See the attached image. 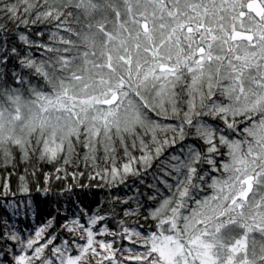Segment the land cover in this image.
<instances>
[{"label":"snow or ice","instance_id":"6c2138e0","mask_svg":"<svg viewBox=\"0 0 264 264\" xmlns=\"http://www.w3.org/2000/svg\"><path fill=\"white\" fill-rule=\"evenodd\" d=\"M81 158L163 167L92 208ZM0 169L49 209L25 236L5 205L0 264H264V0H0Z\"/></svg>","mask_w":264,"mask_h":264},{"label":"trees","instance_id":"16d2710c","mask_svg":"<svg viewBox=\"0 0 264 264\" xmlns=\"http://www.w3.org/2000/svg\"><path fill=\"white\" fill-rule=\"evenodd\" d=\"M139 155V153H135ZM161 160L164 158L161 157ZM79 167L72 168L70 171L82 172L84 173L83 176H78V180L82 182L85 187L75 189V192L79 194L80 198L83 200V203L87 207L95 208L98 202L104 201L107 199H114L115 195H119L121 198H128V197H135L138 195V190L142 192L151 191L147 186L149 184L155 183L154 176L157 174L158 167H163L160 163V160H154L152 162V166L145 170L141 166H137L141 175L140 176H128L125 185H120L116 188H109L98 186L101 182L97 178V180L90 181L88 179L89 172H92L91 167H85L83 160L81 158L78 161ZM50 170V169H49ZM19 174H23L22 168L19 170ZM94 174V173H93ZM7 174L0 169V215H2L5 211V205H11L15 202H20V214L15 218L18 222L17 226L22 230L23 235H27V231L25 229V225L30 226V228H34L38 224L42 222L45 218L48 209V206L43 203L45 197L42 193H37L35 191V187H32L31 192V210L25 209V202L29 199L28 194L21 193L17 190L18 185V178L17 175H12L10 178L7 179V182L10 183V189L8 193L3 191V183L5 182ZM70 179V178H69ZM143 181V182H142ZM59 182H56V190L59 191L58 187ZM142 198V197H141ZM75 199V197L73 198ZM132 208L136 207V204L131 202ZM106 216H109V219L105 222H101L99 227H107L109 230L120 231L119 225L117 224V220L121 219V217L111 218L110 213H105ZM8 216L11 219L12 213L8 212ZM125 220L126 226H135L132 225V221L135 220V217L123 218ZM143 222V221H142ZM98 239H105L111 241L112 237H98ZM117 243H121L120 238L116 237ZM124 246H128L129 242L124 240Z\"/></svg>","mask_w":264,"mask_h":264}]
</instances>
